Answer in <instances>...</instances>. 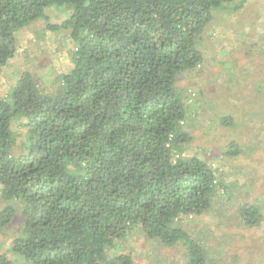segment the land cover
<instances>
[{"label":"trees","instance_id":"trees-1","mask_svg":"<svg viewBox=\"0 0 264 264\" xmlns=\"http://www.w3.org/2000/svg\"><path fill=\"white\" fill-rule=\"evenodd\" d=\"M241 3L0 0V65L17 52L16 32L38 19L74 44L71 67L51 73V90L24 70L0 97V235L13 232L12 255L27 264H134L125 249L109 250L138 231L182 247L186 264L219 262L181 217L209 212L220 195L231 202L234 182L224 184L207 161L181 157L191 136L178 82L201 65L199 42L215 25L241 32L227 24ZM53 6L70 13L52 23ZM14 121L25 128L18 150ZM225 149L241 152L234 143ZM261 209L240 204V222L260 225ZM0 264L14 263L0 253Z\"/></svg>","mask_w":264,"mask_h":264},{"label":"rangeland","instance_id":"rangeland-1","mask_svg":"<svg viewBox=\"0 0 264 264\" xmlns=\"http://www.w3.org/2000/svg\"><path fill=\"white\" fill-rule=\"evenodd\" d=\"M46 12L48 21L59 23L70 10L53 6ZM218 21L221 20L216 16L215 22ZM45 23L44 19H38L16 32L18 48L10 68L14 66L13 73L15 69L20 74L31 71L40 88L48 92L50 78L53 79L51 73L70 69L74 44L65 32L48 30ZM227 24L235 25L234 29L241 32L215 25L199 42L201 65L183 71L178 88L189 113L183 121L184 129L191 136L181 157L207 161L217 175L223 176L224 184L231 186L234 182L230 189L231 202L226 203L220 195L209 212L199 217L182 216L181 226L212 248V259L216 256L219 259L212 261L214 264H264V0H242ZM16 82L12 72L0 68V97L7 95ZM221 116L230 118L235 125H222ZM11 128L18 136L16 150L21 149L18 146L24 139L25 128L18 121ZM231 143L239 145L241 152L228 156L225 147ZM242 203L262 207L259 226L240 222L238 206ZM3 204L0 202V206ZM12 233L0 235V253H5L14 264H27L9 251ZM117 242L109 251L117 253L125 249L132 254L134 264H186L187 261L182 247L160 244L138 231Z\"/></svg>","mask_w":264,"mask_h":264},{"label":"crops","instance_id":"crops-1","mask_svg":"<svg viewBox=\"0 0 264 264\" xmlns=\"http://www.w3.org/2000/svg\"><path fill=\"white\" fill-rule=\"evenodd\" d=\"M16 35H17V33H16ZM19 52V51H18ZM18 54V53H17ZM11 59H14L13 57L12 58H10L9 60H8V62L4 65V66H0V68H5V69H8L9 70V73H11L12 72V74H14V76H16V78L18 79L19 78V76H20V71H19V69H18V71H17V69H15V72L16 73H13V71L11 70L13 67H11L10 68V65H11ZM19 68V67H18ZM8 77V76H7Z\"/></svg>","mask_w":264,"mask_h":264},{"label":"clouds","instance_id":"clouds-1","mask_svg":"<svg viewBox=\"0 0 264 264\" xmlns=\"http://www.w3.org/2000/svg\"><path fill=\"white\" fill-rule=\"evenodd\" d=\"M48 8H49V7H48ZM35 21H36V20H35ZM31 23H32V22H31ZM29 24H30V23H29ZM26 26H27V25H26ZM24 27H25V26H24ZM16 36H17V35H16ZM17 48H18V47H17ZM13 57H14V56H13ZM11 58H12V57H11ZM9 59H10V58H9ZM9 59H8V60H9ZM7 62H8V61H7ZM7 62H6V63H7ZM0 66H4V65H0ZM258 226H259V225H258Z\"/></svg>","mask_w":264,"mask_h":264}]
</instances>
